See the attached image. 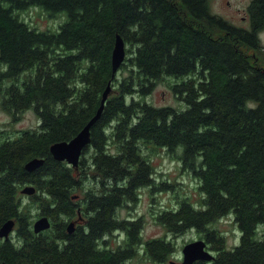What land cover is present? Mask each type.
I'll return each mask as SVG.
<instances>
[{
    "label": "trees",
    "instance_id": "1",
    "mask_svg": "<svg viewBox=\"0 0 264 264\" xmlns=\"http://www.w3.org/2000/svg\"><path fill=\"white\" fill-rule=\"evenodd\" d=\"M210 2L0 0V107L13 118L33 109L41 121L38 129L0 142V227L15 219L18 241L0 239V263L127 264L140 245L148 258L167 263L175 250L170 239L144 240L142 219L117 216L141 189L155 186L145 147L152 155L169 151L182 172L199 180L204 196L199 207L184 199L157 213L158 224L175 236L192 229L205 234L217 251L209 264H264V0L247 7L248 29L212 13ZM31 6L66 12L68 19L59 31L38 30L21 15ZM117 34L127 47L121 77L112 69ZM166 77L183 78L171 87L186 110L135 99L152 94ZM109 82L79 166L56 160L52 144L83 129ZM35 157L44 164L26 170ZM90 178L95 186L83 202L73 200L72 191ZM26 184L37 192L24 203ZM78 208L88 213L87 227L69 234ZM35 209L50 217V229L34 232ZM225 216L241 233L233 249L211 228ZM117 229L128 238L113 249L104 237Z\"/></svg>",
    "mask_w": 264,
    "mask_h": 264
},
{
    "label": "rangeland",
    "instance_id": "2",
    "mask_svg": "<svg viewBox=\"0 0 264 264\" xmlns=\"http://www.w3.org/2000/svg\"><path fill=\"white\" fill-rule=\"evenodd\" d=\"M251 1L252 0H211L210 10L212 13L222 17L234 26L248 29L250 28V20L247 7ZM21 15L31 27L42 31H59L60 26L68 19L66 12L51 14L38 6H31L29 10L22 12ZM261 39L264 43V33L261 34ZM123 74H125V72L120 70L117 76L121 77ZM182 80L183 78L166 77L156 86L152 94L142 98L137 96L136 98L156 107H172L178 111H184L188 107L187 103L180 100L171 87L172 84L180 83ZM130 101L131 99L128 98V102ZM40 122L38 115L33 109H27L22 114L21 118H13L0 107V130L4 131L3 136L0 137V142L6 140L8 136L13 139L23 131L36 130L39 128ZM109 132L110 129H108L107 133ZM143 150L147 155L151 154V160L155 167V186L141 189L138 201L130 202L119 208L117 216L120 219H127L130 217L142 219V236L144 240L154 237H165L166 239H170L174 244L175 250L171 259L165 264H170L169 262L171 260L177 261V264H182L183 246L199 236L205 237V234H200L195 229H192L175 236L167 232L163 225L158 224L154 217L159 212L176 208L177 203L179 204L184 199L196 206H200L203 196L199 190L200 182L191 172H182V168H180L181 165L171 158L169 151L166 149L159 150L158 153L153 155L152 152H148L145 147ZM181 150L182 147H179L177 152L180 153ZM87 157L90 159V154H87ZM200 159L201 157L199 160ZM163 184L169 186L163 190ZM94 186L95 181L90 178L85 182V188L83 190H73L72 195L78 196V201L83 202L86 193ZM23 199L24 203H27L30 198L24 196ZM38 211H40V209H35L33 211V215L35 216L32 219V224L38 217L36 216ZM84 214L87 215L85 212ZM211 228L217 229L225 236L228 249H233L239 244L241 233L238 227L233 224L232 216L221 218L218 222L213 224ZM126 238L125 232L118 231H114L104 237V239L108 240V245L112 248H118L123 244ZM139 250L140 251L135 257L127 260V264H163L148 258L141 245L139 246Z\"/></svg>",
    "mask_w": 264,
    "mask_h": 264
},
{
    "label": "water",
    "instance_id": "3",
    "mask_svg": "<svg viewBox=\"0 0 264 264\" xmlns=\"http://www.w3.org/2000/svg\"><path fill=\"white\" fill-rule=\"evenodd\" d=\"M126 57V46L123 38L118 34L116 36L114 49L112 52V69L113 75L116 74L121 64L124 62ZM111 91V82H109L107 88L103 93L100 107L96 111L95 115L87 122L83 129L69 141H57L55 142L50 151L53 157L58 161H67L70 165L78 167L80 158L83 154L85 147L91 142V128L100 119L104 110L106 101ZM44 163V159L33 158L29 160L25 168L28 171H33L39 168ZM0 165V172H1ZM36 192L34 186L27 185L22 189V193L32 195ZM15 227L14 220L6 221L0 227V237L9 238V234ZM51 227V221L48 216H42L36 219L33 224L34 231L40 233L41 231L47 230ZM67 230L69 233H73L75 230V223L70 222ZM214 256L210 251L206 250V243L203 240H196L187 243L183 248V264H195L198 261H211ZM5 264V263H2ZM170 264H176L175 261H171Z\"/></svg>",
    "mask_w": 264,
    "mask_h": 264
},
{
    "label": "flooded vegetation",
    "instance_id": "4",
    "mask_svg": "<svg viewBox=\"0 0 264 264\" xmlns=\"http://www.w3.org/2000/svg\"><path fill=\"white\" fill-rule=\"evenodd\" d=\"M77 219H78V217H77ZM75 223H76V228H77L79 225H81V223H82V224L87 223V220H86V218L82 215V216L80 217V219L75 220ZM197 238L200 239L199 237H197ZM15 239H16V231H14V232L12 233L10 239H8V240H10V241L12 242V241H14ZM8 240H5V241H8ZM203 240H204V241L206 240V241L208 242L209 246L211 245V243L209 242V240H208L207 238L204 237ZM206 241H205V242H206Z\"/></svg>",
    "mask_w": 264,
    "mask_h": 264
}]
</instances>
